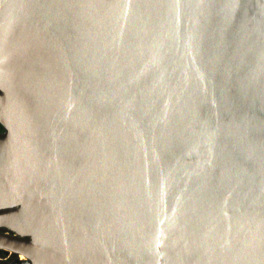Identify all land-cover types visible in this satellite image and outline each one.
Segmentation results:
<instances>
[{
	"label": "water",
	"instance_id": "1",
	"mask_svg": "<svg viewBox=\"0 0 264 264\" xmlns=\"http://www.w3.org/2000/svg\"><path fill=\"white\" fill-rule=\"evenodd\" d=\"M0 121L4 264H264V0H0Z\"/></svg>",
	"mask_w": 264,
	"mask_h": 264
},
{
	"label": "flooded vegetation",
	"instance_id": "2",
	"mask_svg": "<svg viewBox=\"0 0 264 264\" xmlns=\"http://www.w3.org/2000/svg\"><path fill=\"white\" fill-rule=\"evenodd\" d=\"M6 132H7L6 127L0 121V137L5 135ZM5 209H6V207H3L1 205V202H0V212H2ZM2 234L9 236V237H13V238H23L20 234H18L13 229H11L7 226H4L0 223V235H2ZM25 260H27V257L24 256L22 253H18L16 251H12V250H8V249L0 247V264L13 263L16 261H25Z\"/></svg>",
	"mask_w": 264,
	"mask_h": 264
}]
</instances>
